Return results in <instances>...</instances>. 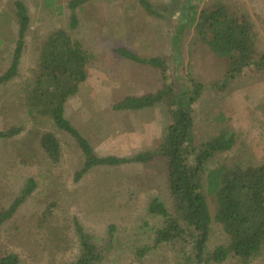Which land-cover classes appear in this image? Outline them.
<instances>
[{"label": "rangeland", "instance_id": "374dc122", "mask_svg": "<svg viewBox=\"0 0 264 264\" xmlns=\"http://www.w3.org/2000/svg\"><path fill=\"white\" fill-rule=\"evenodd\" d=\"M15 1L24 3L30 23L17 76L0 88V107L3 94L29 76L40 42L64 29L90 55L86 81L66 104L65 117L97 156L129 158L151 151L170 124L165 106L134 113L115 110V104L126 97L155 93L166 84L182 103L191 96L195 82L203 88L191 106L193 145L226 128L236 135L233 149L216 154L207 168L238 153L264 164V70L250 68L223 85L226 62L195 34L199 13L219 0H148L159 12L153 17L135 0H92L74 11L77 25L72 29L67 7L71 0H55L50 9L44 8L42 0H0V75L10 66L17 38ZM220 1L230 12L249 17L257 34V51L264 54V0ZM122 49L141 58L164 60L166 82L158 69L123 57ZM3 126L0 116V130ZM8 126L20 128L21 133L0 140V211L19 196L28 179L35 181L36 189L0 227V259L14 254L18 264H70L79 254L74 229L78 223L101 250L98 264L192 263L185 243L154 244L162 219L149 214L148 205L157 198L170 207L160 160L97 166L76 180L84 156L70 136L56 133L62 157L58 164H49L37 145L38 154L33 146L31 155L24 151L31 129L27 117L14 115ZM207 202L214 218L213 199ZM224 240L221 227L213 221L208 251ZM143 248L149 250L138 257ZM224 264L238 263L229 258ZM249 264H264V254Z\"/></svg>", "mask_w": 264, "mask_h": 264}, {"label": "trees", "instance_id": "16d2710c", "mask_svg": "<svg viewBox=\"0 0 264 264\" xmlns=\"http://www.w3.org/2000/svg\"><path fill=\"white\" fill-rule=\"evenodd\" d=\"M42 1L44 8L50 9L55 0ZM90 1L92 0L68 2L67 7L72 12L71 29L77 25L74 11ZM135 1L149 16L159 15L148 0ZM13 6L18 27L17 38L10 66L0 75V88L17 76L30 23L24 3L15 1ZM195 34L217 58L226 62L223 85L239 79L250 68L264 70V54L257 51V34L249 17L230 12L220 0L199 13ZM120 54L137 64L158 69L162 80L166 82L167 67L161 58H141L124 49L120 50ZM89 62L90 55L79 40L72 38L64 29L51 32L38 45L37 59L29 76L2 96L4 104L0 107V116L4 126L0 130V140L10 139L21 133L20 128L8 125L14 115H24L31 123V129L23 143V147H26L24 151L31 155L33 146L35 154H38L35 147L37 145L49 164H58L62 157V146L56 133L59 131L70 136L84 156L83 168L76 173V180L97 166L146 164L158 159L165 167L170 207L167 208L157 198L148 205L149 214L162 219L161 226L155 231V245L185 243L190 247L191 264H224L229 258L235 259L238 264H249L262 256L264 164L255 162L248 154L238 153L212 169L207 168L216 154H224L233 149L236 135L226 128L209 141L199 146L193 145L191 106L200 96L202 85L192 82L194 90L189 99L182 103L173 87L166 84L155 93L126 97L115 104V110L134 113L158 105L165 106L170 124L158 145L151 151L129 158L99 157L65 117L66 104L78 95L86 81ZM35 189V181L28 179L19 196L7 209L0 211V227ZM209 197L215 204L214 218L207 202ZM213 221L221 227L225 240L210 252L208 245ZM74 229L79 254L70 264H98L102 260L101 250L78 223H75ZM148 250L143 248L137 251L138 257H143ZM18 263V257L14 254L0 259V264Z\"/></svg>", "mask_w": 264, "mask_h": 264}]
</instances>
